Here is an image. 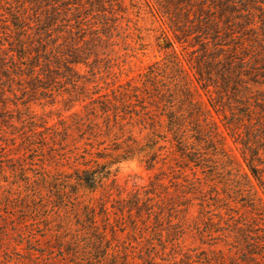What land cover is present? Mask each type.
I'll list each match as a JSON object with an SVG mask.
<instances>
[{
    "label": "trees",
    "instance_id": "1",
    "mask_svg": "<svg viewBox=\"0 0 264 264\" xmlns=\"http://www.w3.org/2000/svg\"><path fill=\"white\" fill-rule=\"evenodd\" d=\"M10 1L0 0V17L4 16L0 19V123L22 150L52 151L50 157L58 156L62 168L67 165L64 158L72 157L77 165L51 174L44 166L32 178L21 167L23 189L15 183L21 192L10 188L0 200L8 201L7 205L12 202L14 209L37 212L41 204L62 212L58 231L62 245L57 247L72 259L71 264H82L80 256L86 257L84 264L135 262L128 261L131 251H121L111 242L117 228L135 230L138 221L149 220L155 225L153 236L160 240L165 231V241L173 243L183 230L191 201L200 200V194L212 188L208 207L227 214L231 203L244 197L240 206H248L249 213L264 220L262 0H151L150 7L171 33L165 38L168 57L150 64L141 74L140 85L128 80L102 87L95 82L91 88L76 65H88L90 51L107 35L83 39V18L75 15L73 0ZM97 3L96 12H103V0ZM198 89L207 94L206 101ZM57 91L64 110L75 105L80 109L55 124L46 118L37 120L30 109L32 100L47 99L53 105ZM8 101L15 117L4 115L13 111ZM211 110L239 145L241 162L227 149ZM134 127L144 132L142 138L133 134ZM80 142L85 145L83 151L74 152ZM161 142L170 145L169 157L162 155ZM166 158L180 171L174 178L187 182L181 190L184 197L173 196L157 174L141 191L107 206L122 163L137 161L153 170ZM217 184H222L225 199L214 189ZM185 196L188 199L180 203ZM39 198L47 204L39 203ZM229 216L232 223H226L229 229L222 233L219 222L198 211L200 222L192 229L202 236L233 238L243 264H264V223L261 229L253 219L248 229L241 213ZM66 231L70 234L65 235ZM220 253L214 258L205 255L203 264H224ZM181 260L191 261L187 255Z\"/></svg>",
    "mask_w": 264,
    "mask_h": 264
},
{
    "label": "rangeland",
    "instance_id": "2",
    "mask_svg": "<svg viewBox=\"0 0 264 264\" xmlns=\"http://www.w3.org/2000/svg\"><path fill=\"white\" fill-rule=\"evenodd\" d=\"M6 1L11 2L10 0ZM262 1L264 2V0ZM73 2V9L76 11L75 15L83 18L82 24L85 28V31L81 33L85 35L83 39L91 38L94 35L100 36L101 33L107 35L106 37L101 36L104 41L95 44V48L91 50L93 53L90 51L88 65H76L79 73L86 77L89 88L95 82L102 87H105L106 84H112L115 87L128 80L140 85L142 81L141 74L146 71L148 66L155 61L163 62L168 57L170 50L166 46L165 38L170 36L171 33L159 15L150 7L151 0H103L104 11L101 13L95 10L98 5L97 0H73ZM4 7L7 10L10 8L8 5ZM2 18L4 16L0 17V19ZM82 46L85 47V45ZM175 47L178 49L179 46L175 44ZM198 92L200 97L206 101L207 94L200 89H198ZM55 99L57 102L53 105H49L47 99L32 100L30 109L36 113L35 118L37 120L46 118L49 124H55L59 119H66L73 109H80V105H75L70 111L64 110L60 102L61 97L56 95ZM12 101V103L16 102L15 99ZM8 105L13 111H8L4 115L15 117L16 113L11 101H8ZM2 114L0 112V115ZM211 114L225 135L227 149L241 162L239 145H236L226 134L221 125L220 116L213 110H211ZM257 125L258 122L254 121V127H258ZM138 130L137 127H134L132 132L142 138L144 132L139 133ZM6 131V127L0 123L1 198L10 188H13V192H21L17 190L16 184L21 185L19 187L20 190L23 189V181L20 178L21 167L25 170V175H29L32 178L34 175L42 173L41 167L44 166L49 169L51 174L58 169L77 165V162L73 161L72 157L69 159L64 158L63 163H67V165L62 168L57 163L59 161L58 156H55V158L50 157L52 151L39 153L24 151L18 147V140L14 143L10 140ZM160 144L163 146L162 155L169 157L171 153L170 145L167 142H161ZM78 145L79 148L74 152L81 153L85 145L82 142L78 143ZM87 148L89 149V147ZM38 154L40 155L38 156ZM170 160V158H166L164 161L158 162L153 170H146L137 161H132L135 163V167L128 171H122L119 166L114 176L117 187L111 190V195L107 199L109 201L107 206L109 207L110 203L115 205L114 201L116 199L119 202L121 199H126L127 196L134 193L137 189L141 191V187L147 186L149 181L153 180L157 174L163 176V182L168 185V191L172 192L173 196L177 194V196L181 195L184 197L181 190L186 189L187 182L183 181L181 177L174 178L180 174V171H177L178 168ZM78 161H82V159L79 158ZM16 167L17 169H15ZM186 171L189 172L188 170ZM201 175L198 174V177L201 178ZM218 177L221 178L222 175ZM174 184L176 185L172 186ZM176 187L177 189L175 190ZM214 189L218 192L220 198L225 199L223 198L225 193L222 190V184H217ZM209 190L212 191L213 188L212 190L208 189L206 193L202 192L200 200L193 199L191 201L183 230H181L178 239L173 243L165 241V231L161 232L160 240L158 236H153L155 225L147 220L145 222L138 221L135 230H130L126 226L123 227L125 230L122 232L117 228L116 236L111 244L121 251H131L128 261L134 260L135 262H130V264H184L181 260L184 255H187L191 260L186 262L187 264H203L202 259L205 255L214 258L216 252H221L220 257H222L224 264H243L242 259L244 257H242L239 246L237 245L238 247L236 248L235 244H233V238L216 234L213 237L202 236L195 229H192L195 222H200L196 217L198 211L203 212V215L213 217L214 221L219 222L221 226H218L221 227L220 231L222 233L229 229L226 227V223H232L229 215H233L235 212L241 213V222L245 223L248 229H251L250 226H252L253 219L254 223H257L262 229L264 220L261 216L255 217L252 213H249L248 206H240L244 197L236 200L238 202L231 203L230 209L232 211H227L228 215L224 209H218L214 206L208 207L206 203L212 199V194H210ZM257 194L261 195V192L258 191ZM18 195H21V193ZM186 195L191 197L190 193ZM187 196L184 199L181 198L183 200L180 203H184L183 201L188 199ZM233 197L235 198V195ZM44 200L46 199L39 198L38 202L47 204ZM7 203L8 201L0 200V264H71L70 261L72 259L60 252L57 247L62 245L58 236L61 227L60 222L64 219L62 212L60 214L57 213L51 205L43 207L38 204L40 208L35 212L34 208L14 209L12 208V202L9 205ZM200 203H203V208L202 206L199 208ZM28 204L29 207L33 206L32 202ZM237 208L239 209L237 210ZM218 213H220V216ZM220 217L222 220H219ZM124 220L126 222L125 217ZM64 234L68 235L70 232L66 231ZM157 237L158 240L156 239ZM79 262L84 264L86 257L80 256Z\"/></svg>",
    "mask_w": 264,
    "mask_h": 264
},
{
    "label": "clouds",
    "instance_id": "3",
    "mask_svg": "<svg viewBox=\"0 0 264 264\" xmlns=\"http://www.w3.org/2000/svg\"><path fill=\"white\" fill-rule=\"evenodd\" d=\"M122 171H128L129 169H133L135 167V163L134 162H130V163H126V164H122L120 165Z\"/></svg>",
    "mask_w": 264,
    "mask_h": 264
}]
</instances>
